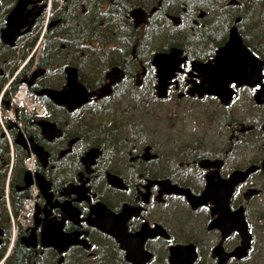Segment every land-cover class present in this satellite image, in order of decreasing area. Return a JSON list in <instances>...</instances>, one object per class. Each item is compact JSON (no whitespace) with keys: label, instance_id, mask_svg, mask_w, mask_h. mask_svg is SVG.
I'll use <instances>...</instances> for the list:
<instances>
[{"label":"flooded vegetation","instance_id":"af4514ba","mask_svg":"<svg viewBox=\"0 0 264 264\" xmlns=\"http://www.w3.org/2000/svg\"><path fill=\"white\" fill-rule=\"evenodd\" d=\"M18 1L0 0V264H264V0ZM69 66L93 91L71 108L46 91Z\"/></svg>","mask_w":264,"mask_h":264},{"label":"water","instance_id":"95a60500","mask_svg":"<svg viewBox=\"0 0 264 264\" xmlns=\"http://www.w3.org/2000/svg\"><path fill=\"white\" fill-rule=\"evenodd\" d=\"M22 1L24 0H19L16 5V9L11 12L12 17L16 16V18H18V16L20 15L19 13L20 8H21L20 3ZM8 35L9 34H6V35L3 34L2 37L8 36ZM11 36L13 38V35ZM174 52H176V49L174 48H172L169 52H166V53L156 52L152 60L153 64H155L157 68V76L159 77V83H160L159 91L161 92V94H164L166 80L167 78L172 76L173 70L176 66L175 61L172 59V55L174 54ZM39 72H40V68H37L34 70L33 74L36 75ZM66 72H67L66 83L63 89H60V90L46 89V91L55 100L59 101L60 98H63L62 100L64 104H66L68 107L71 108L72 106H75L77 104H81L82 102H84V100L89 98V96L93 93V91L92 92L87 91L86 88L83 86V84L78 80L77 69L75 67L73 66L67 67ZM106 76L110 78V83H111L113 81L112 77H114L115 79H119V77H122V72L116 67H111L106 72ZM101 90H103L104 92H108L109 83H107L106 86L101 87ZM175 188L179 192H186L188 190L180 186L179 187L176 186Z\"/></svg>","mask_w":264,"mask_h":264},{"label":"rangeland","instance_id":"374dc122","mask_svg":"<svg viewBox=\"0 0 264 264\" xmlns=\"http://www.w3.org/2000/svg\"><path fill=\"white\" fill-rule=\"evenodd\" d=\"M39 47V46H38Z\"/></svg>","mask_w":264,"mask_h":264}]
</instances>
